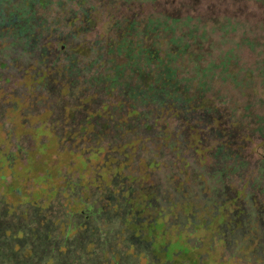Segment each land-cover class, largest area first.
Listing matches in <instances>:
<instances>
[{
  "label": "trees",
  "instance_id": "16d2710c",
  "mask_svg": "<svg viewBox=\"0 0 264 264\" xmlns=\"http://www.w3.org/2000/svg\"><path fill=\"white\" fill-rule=\"evenodd\" d=\"M0 73L39 109L80 89L64 101L71 123L54 137L87 143L86 157L65 148L81 157L85 200L96 179L124 165L110 157L121 164L112 168L106 152L139 157L120 177L116 204L103 195L87 205L104 219L115 204L113 222L137 234L123 235L128 254L148 261L137 238L162 253L160 264H183L168 241L198 257L184 239L189 226L208 232L210 256L221 247L220 264H264V0H0ZM89 159L102 163L96 177ZM55 167L44 173L57 184ZM138 182L139 210L120 207ZM110 258L122 260L119 250Z\"/></svg>",
  "mask_w": 264,
  "mask_h": 264
},
{
  "label": "rangeland",
  "instance_id": "374dc122",
  "mask_svg": "<svg viewBox=\"0 0 264 264\" xmlns=\"http://www.w3.org/2000/svg\"><path fill=\"white\" fill-rule=\"evenodd\" d=\"M1 75L0 73V162L2 160L6 162L0 164V179H2L0 183V264H160L163 258L162 253L156 252V254L153 251L151 241L143 242L135 239L138 241L136 246H140L137 249L142 248L140 250L145 252L149 258L148 261H145L143 255L137 257L135 254H128L130 248L123 235L131 234V238L137 234L132 230L125 232L118 221L115 223L111 219L113 214L111 210L116 204L115 196L120 194V190L118 191L120 177L130 172L139 157L136 156L133 159L125 156L124 151L106 152L104 157L110 160L112 168L120 167L121 164L114 163L110 157L119 158L124 165L119 168V171L114 170L109 173L107 176L109 181L104 178L96 179L95 185H90L89 195L85 200L83 193L85 177L79 178L83 169L81 157L68 154L65 148L70 147L74 153L79 151L78 154L86 157L84 147H87V143L86 146H82L83 138L80 134L54 137L59 129L71 123L70 111L63 109L64 101L72 102L74 98H78L80 89L75 88L68 96L60 95L51 110L42 106L39 109L34 104L35 97L30 95L31 93L25 90L24 94L20 95L17 84L6 83ZM89 107L88 104L84 105L79 114L85 115V110ZM258 110H264V106H260ZM142 159L149 161L146 155ZM87 162L91 169H95L90 175L96 177L98 167L102 163L98 159H89ZM54 165H56L57 184L49 180V173H44V169L48 172ZM23 166H26V169ZM31 168H37L40 177H36L31 172ZM15 170H21L16 177H14ZM155 176L158 174L156 173ZM151 178H154V174ZM125 183L130 184L128 181ZM16 186L18 188L13 192L23 188V193L18 196L9 191V187ZM144 186L140 185V182L134 183L133 193L127 194L126 202L119 206L139 210L137 200L143 201L146 197L138 191H144ZM103 195L114 196L112 198L115 203L105 204L104 219L100 218L94 207L87 209L90 202L95 204L99 197L103 198ZM82 199L85 203L81 207L77 206L75 203ZM208 205L210 209L213 208L209 199ZM185 210L189 211V209ZM148 212L149 210L139 211L138 215L144 218L155 217L154 210L150 214ZM172 220L173 217H170L169 222H173ZM221 221L222 219H217L211 225L212 229ZM176 222L179 223V221ZM199 222H202V219ZM185 225L186 222H183L182 226ZM200 229L193 231L188 226L185 230L191 234L184 238L189 245L199 248L196 251L198 257L193 254L195 251L181 252V247L185 246L183 240H180V243L178 240L168 241V245L173 248L175 258L177 254L181 255L179 262L183 264H199L198 262L220 264L219 261L222 262L225 258L220 245L216 254L210 256L208 232ZM142 237L148 238L145 232L140 233L139 239ZM215 246H217L216 243ZM156 247L160 250L165 248L159 244ZM112 250H119L122 256L121 262H115L116 259L110 258ZM123 259H127L125 263Z\"/></svg>",
  "mask_w": 264,
  "mask_h": 264
}]
</instances>
